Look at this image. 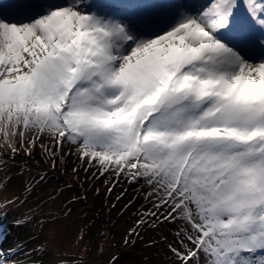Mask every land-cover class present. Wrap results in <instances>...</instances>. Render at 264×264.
Masks as SVG:
<instances>
[{"label":"snow or ice","instance_id":"6c2138e0","mask_svg":"<svg viewBox=\"0 0 264 264\" xmlns=\"http://www.w3.org/2000/svg\"><path fill=\"white\" fill-rule=\"evenodd\" d=\"M21 153L79 195L11 170ZM0 173V237L37 201L0 264H85L88 242L59 257L90 192L119 203L104 240L125 218L128 246L159 230L145 264H264V0H0Z\"/></svg>","mask_w":264,"mask_h":264},{"label":"rangeland","instance_id":"374dc122","mask_svg":"<svg viewBox=\"0 0 264 264\" xmlns=\"http://www.w3.org/2000/svg\"><path fill=\"white\" fill-rule=\"evenodd\" d=\"M28 161V168L26 173L24 174L27 177H31L33 174H39L40 171L47 169V171L51 174V176L56 177L55 180H49V182L45 185V189L49 191V195H56L54 189L60 188V192L57 199L64 198L68 199L72 195H79V184L74 181H70V177L64 173H60L59 169H50L47 165L44 164L43 160L39 158L37 155L35 159H30V156H25L23 153L19 154L17 158V164L12 166L13 171H16L19 167V161ZM37 161H39L37 163ZM70 167V165H69ZM2 175V173H0ZM23 177H21V180ZM71 182V188H63L61 187L62 183ZM15 183V181H13ZM102 183V181H101ZM129 191L125 193V195H129L131 190L135 188V185L130 184L128 186ZM121 189H114L113 192L108 197V203H111L113 197L116 196L117 192ZM16 193L11 190V188L7 190H0V200L4 199L7 196L15 195ZM35 194V193H34ZM37 203V201L32 200L29 197V200L26 201L23 205L17 208L15 211H12L11 206H9V216L3 220L4 224V235L0 237V240L3 241L4 245H11L15 239H25L27 235L30 233L25 226L15 227L12 225V219L15 216H18L24 212V210L28 207H31L33 204ZM83 204V202H82ZM81 205H77V207H81ZM88 206L84 207L85 216L82 218H77L72 222V225L69 229L67 236L65 237L61 252L69 253L70 255L61 256L59 259H67L72 260L78 256L79 252L85 247V242H88V251L85 253V264H104L111 255H116L117 259L115 264H145L143 260V256L140 255L141 251H148V249L142 248L145 244V240L147 238H151L153 240H158V229H144L141 232V235L145 237L144 240L137 239L134 244L128 246L123 244V236L127 226L131 225L132 219L134 218H125L123 221H120L121 227L109 229L112 232V240H104L103 232L104 229L98 227V224H103L106 220H110L115 213L118 211L119 203L117 208H112L109 211H106L107 205L105 204V198L103 192L94 196L91 192L88 196ZM96 215L93 216L92 214ZM89 220H95L96 224L86 228L87 235L84 236L83 240L79 243L76 242V236L79 234V230L81 227L88 224ZM100 233V235H97ZM170 237V233H166ZM103 241V247H101V242ZM35 241H30L29 246L31 247ZM160 250L163 252V246L161 243H157L151 251L156 252ZM75 253L76 255H71ZM41 258V257H36ZM43 258H50V254H45ZM160 264H167L164 260L163 255L159 257Z\"/></svg>","mask_w":264,"mask_h":264},{"label":"trees","instance_id":"16d2710c","mask_svg":"<svg viewBox=\"0 0 264 264\" xmlns=\"http://www.w3.org/2000/svg\"><path fill=\"white\" fill-rule=\"evenodd\" d=\"M30 159H32V157H30ZM97 216V215H96Z\"/></svg>","mask_w":264,"mask_h":264}]
</instances>
